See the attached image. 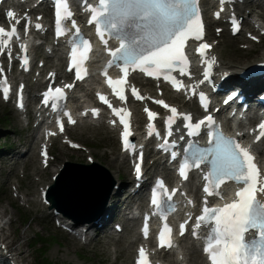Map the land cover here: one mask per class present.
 <instances>
[{"label":"snow or ice","instance_id":"obj_1","mask_svg":"<svg viewBox=\"0 0 264 264\" xmlns=\"http://www.w3.org/2000/svg\"><path fill=\"white\" fill-rule=\"evenodd\" d=\"M225 0H221L224 3ZM57 3V34H61L62 21L67 19V16H62L60 6L63 5L67 10V0H56ZM99 7L91 9L93 15L89 23L97 25V34L101 37L102 42L107 45V40L104 39L107 34L109 38L120 39V47L114 51L109 49V54L113 59L109 62L108 67L113 65H123L124 76L129 74V68L134 66L135 69L146 73L148 76L159 78L161 75L164 79L172 81L177 85L178 90L181 82L176 80L170 73L178 70L181 74L184 73V67H190V61L183 51L187 38L194 37L196 40L202 39L203 23L199 11V0H98ZM15 12L8 11L7 16L15 17ZM68 15L71 13L68 11ZM217 17L219 13H216ZM18 23V21H17ZM235 24V20H234ZM39 29L42 26L36 25ZM238 30V24L235 26ZM77 33L79 29L77 28ZM17 34L15 26L11 31H6L0 27V35L14 36ZM255 39V37H253ZM84 52L81 53V60L85 58V53L90 50V43L85 40ZM211 46L207 43L201 45L198 52L201 56L206 55V50ZM76 52L73 51V63L79 68L75 60ZM214 60V58H213ZM27 56L24 58V64L27 65ZM183 65V67H181ZM2 72V69H0ZM85 75L87 70H84ZM107 72L105 71V75ZM207 77V73L205 74ZM80 72L77 71V79H82ZM109 84L121 85L126 81L119 79L113 81L109 78ZM7 84L5 78L2 81ZM66 87L71 88L72 85ZM22 88L19 106L23 107ZM51 89L45 93L44 103H48V97L51 95ZM120 98L123 100V90L118 89ZM132 92L139 96L138 90L133 88ZM57 100L66 99L64 89L56 88ZM4 98L8 99L10 87L3 88ZM104 103L109 101L101 96ZM200 99L203 101L205 95L200 94ZM166 108L170 106L164 101H155ZM207 107V105H204ZM58 107L53 104L54 110ZM173 114L177 113L175 107L170 108ZM98 112V110H93ZM117 115H120L122 109H114ZM150 119L158 116V113L151 112L145 109ZM70 115V114H69ZM130 115V113H129ZM186 119L191 120L190 115ZM121 123L124 125L123 140L126 149L133 148L129 142V120L124 116H120ZM208 121L215 123L213 117L208 116ZM74 123V121H72ZM174 122V116H169L167 123L170 126ZM205 126V121H200L195 125L187 124L188 128H201ZM154 127V125L150 126ZM262 130L261 135H264V123L259 125ZM61 130L63 124L61 121ZM152 134L151 132L149 133ZM158 135V132L156 133ZM198 132H189V135H198ZM168 135H171L169 128ZM259 139V137H257ZM215 141L213 147L202 148L196 142H191L188 145L189 156L184 157V166L181 168V174L187 178L186 169L199 168L201 164H209L210 171L206 174L205 180L211 184L205 187V192L209 195L220 196V185L226 180H234L238 184H243L236 193L237 199L231 203L225 204L223 207H208L205 201L203 214L197 218L196 228L201 224H213L210 234L206 237L204 251L208 254L211 264H264V201L257 197V193H264V182H261L260 170L254 162L255 157L250 151L242 147L238 142L230 137H225L223 132H220L217 137L212 135L209 143ZM168 141H165L162 148L167 149ZM46 155V152H45ZM178 154L173 151L172 157L176 158ZM143 155L140 154L142 161ZM137 175H141L140 164L136 166ZM213 177L215 181L213 182ZM161 186L163 182H160ZM171 199V197H169ZM152 203L159 206L160 201L153 198ZM172 211H175L173 205ZM166 219V217H165ZM185 226L181 225V235H183ZM255 231L256 235L252 239H248V234ZM172 229L165 223L163 230L160 233V244L162 247L171 248L174 246V241L171 238ZM197 234L194 232V235ZM141 259L138 264H150L147 259L145 249H140Z\"/></svg>","mask_w":264,"mask_h":264},{"label":"rangeland","instance_id":"obj_2","mask_svg":"<svg viewBox=\"0 0 264 264\" xmlns=\"http://www.w3.org/2000/svg\"><path fill=\"white\" fill-rule=\"evenodd\" d=\"M255 9L254 13L257 11L261 13L259 8ZM260 18L264 20V13ZM247 30L248 28L235 38L223 33L221 39L224 41L219 44V50L221 49L225 54L228 53L229 56L234 57V61L240 63L264 56V37L260 43L254 42L245 36ZM228 38L233 41V45H227ZM5 124L9 126L5 127ZM24 128L25 125L19 120L13 108L0 101V147L4 145L11 147L13 154L15 153L17 157L24 148H28L27 153L16 163L13 161L15 157L10 155L0 159V210L7 209L3 216V223H7L5 226L8 232L12 224L15 245L18 246V251L23 250L22 264H130L133 245L129 243L126 231L107 243L99 244L95 241L89 246H83L54 227L52 219L50 220L47 216L48 209L40 202L32 204L29 202V206L24 207L14 198L15 185L13 184H21L24 193L31 198H38L39 187L43 182L51 180L59 164L65 160L90 161L87 151L72 150L57 141L53 146L55 163L49 169H41L32 151V148H35L37 153V142L33 140L36 131L28 132ZM73 137L87 146L88 144L92 146L88 148L97 162L91 166L92 168L108 176L111 174L113 178H117V174L120 173L122 182L131 181L129 166L118 155L119 147L113 133L108 132L104 127L85 131L76 127L73 130ZM153 169L152 167L150 170L154 171ZM112 223L113 221L110 222ZM54 240H57V243ZM122 249L129 252V258H122L124 252L116 259Z\"/></svg>","mask_w":264,"mask_h":264},{"label":"bare ground","instance_id":"obj_3","mask_svg":"<svg viewBox=\"0 0 264 264\" xmlns=\"http://www.w3.org/2000/svg\"><path fill=\"white\" fill-rule=\"evenodd\" d=\"M205 1L209 2V0H205ZM262 3L264 4V0H262ZM237 10L239 11V13L243 14L244 17H246L247 12L245 11V9L243 7L238 6ZM251 12L249 14H247L248 18L251 16ZM207 18L209 20V24L212 25L214 23V20L212 19L211 15H207ZM260 21H262V20L259 17L255 16L251 20L252 26L255 27V24L259 23ZM249 22L250 21H247V18H245V23L250 24ZM262 28H264V26ZM248 32H252L253 34H256L255 28L253 30L249 29ZM257 34L259 35V30H258ZM215 35H216L215 33L210 32V29H208V37L209 38L214 40L217 38ZM226 40H227V45H233V41L231 39L228 38ZM220 42H221V40H219L218 43H220ZM218 48H219V44L215 47V50L218 51ZM225 55H226V58H225ZM42 56H44L46 59H48V63L50 66L55 67L56 70L59 72V74H62L61 77H63V75H65L62 64H61V61H62L61 56H58L57 59H55L53 57L49 58L44 53H42ZM223 56L225 59H223ZM220 58L222 59V65L226 69H230V70L234 71V74L232 76V81L235 78H237L236 77V71L238 68H240V66L248 65V64H251L253 62V61H251V62L246 61V62L240 63V62L234 61L233 60L234 57H232L231 55L229 56L228 53L225 54V52H223V51L220 52ZM260 59H264V56H262ZM38 61L39 60H37V62ZM134 80L138 84H140L142 87H145L147 84L151 83L148 80L140 79L138 77H135ZM27 81H28L27 91L30 94L29 100L32 101L34 98L31 95V93H32L33 89L36 88V86L38 85V82H32L30 78H27ZM91 85H92V83L86 84L85 89H84L85 93L83 94L82 92L79 91L76 93V95L84 97L85 100H89L90 98H92V95L90 92ZM166 96L173 101L176 100V97L171 96V94L168 92L166 93ZM180 101L182 102L183 106H187L188 103L184 102L183 100H180ZM191 105H192V103L189 102L190 107H191ZM135 115L138 118V120L142 119V116L140 115V113L138 111H136ZM85 128L90 129L91 126H89L87 124L81 125V129H85ZM261 145H264V140L259 146H261ZM120 156L124 157V154L120 153ZM166 173H167V175L170 176V172H166ZM81 174H82L81 171L76 172L75 176L77 178V181L75 179H71L69 182L67 181L68 184L66 182V186L69 188L68 194H71L77 190L81 191L79 196L74 199L75 205H77V207L75 208V211L79 214H84L83 211L81 210V207L85 208V207L91 206L92 203L94 202L95 195L96 194L98 195V193L100 196H102L103 199H105L107 197V190L105 191L104 189L100 188L101 185H99V183L96 180L94 181L91 178V175L88 177H85V178H83V177L80 178ZM50 183H52V181H50L49 184ZM63 184H64V181L61 183V185H63ZM44 188H45V186H44ZM83 190L87 192V197H83L84 196ZM190 191L193 192L192 190H190ZM119 195H122L121 189H119L118 191H113L110 199L112 200L114 196H119ZM25 196H27V195H25ZM82 199H83V201H82ZM110 199H109V201H110ZM140 199L143 200L142 197ZM109 201H108V204L110 203ZM131 202H132L131 196H122V198L119 200V202L117 204L113 205V202H111L109 205L107 204L108 208L106 210V213H109L110 216L108 219L103 221L104 224H109V222L116 217L117 211L119 209H121L120 208L121 206H125V205L129 206ZM6 210H7L6 208L0 210V244L5 243L9 247L10 250H9V253L7 254L9 259L17 261L18 264H22L23 260H22L21 256H22L23 250L21 249V251H18L19 250L18 246L15 245L14 238L12 237V234H13L12 224H10V228H9L10 231L8 232L7 227L5 226L7 223H3V216L6 212ZM127 231H128V234L130 235V240H129L130 244L137 243L138 242V237H137L138 235L135 232L134 224L128 223ZM98 237H100V236L98 235ZM124 252H125V254L122 255V258L123 257L129 258V252H126V249L125 250L122 249L121 253L123 254ZM181 255H182V258L180 260L177 261L174 258L171 260V263L172 264H183V263H186V264H205L204 257L202 256L200 250L197 248V246L194 243L189 244V242L186 241V244L184 246H181V250L178 252L177 257H180Z\"/></svg>","mask_w":264,"mask_h":264},{"label":"water","instance_id":"obj_4","mask_svg":"<svg viewBox=\"0 0 264 264\" xmlns=\"http://www.w3.org/2000/svg\"><path fill=\"white\" fill-rule=\"evenodd\" d=\"M66 179V176H65V173H63V175L61 176V178H60V183H62L64 180Z\"/></svg>","mask_w":264,"mask_h":264}]
</instances>
